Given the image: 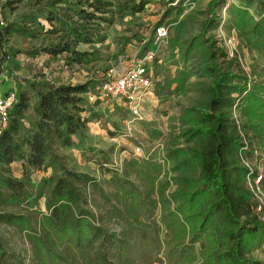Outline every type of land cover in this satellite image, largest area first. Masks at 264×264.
<instances>
[{
	"label": "trees",
	"instance_id": "1",
	"mask_svg": "<svg viewBox=\"0 0 264 264\" xmlns=\"http://www.w3.org/2000/svg\"><path fill=\"white\" fill-rule=\"evenodd\" d=\"M25 1L37 6L45 2L60 10L48 13L46 21L51 29L47 30L35 16L23 23L7 22L0 8V91L3 96L16 92L8 125L0 134V203L15 206L48 197V214L40 222L43 235L28 236L38 263L260 264L252 255L264 242V215L255 210L257 203L248 180L258 171L247 163L252 149L247 137L251 134L252 140L264 144V82L252 81L238 56L233 53L230 57L227 48L211 34L220 21L217 8L225 0L209 3L208 19L187 51L198 52L199 76L205 82L199 85L201 98L182 112L178 136L161 165L160 172L167 169L164 176L168 181L157 188V200L149 195L142 199L137 192L122 189L125 218L139 226L128 230L137 239L135 244L117 240L120 262L114 261L106 248L115 235L84 208L86 202L77 183L94 184L95 180L70 171L60 154V150L76 147V139L81 144L89 139V121L83 116L87 112L84 102L90 92L88 85L44 81L48 65L35 70L34 77L42 79V84L28 82L35 93L31 103L14 77L11 66H19L17 55L21 52L10 43L14 37L34 41L42 33L58 35L56 43L28 55L48 57L51 63L61 58L65 68L89 65L93 55L78 47L101 41L97 23H110V14L122 18L141 13L149 1L10 0L8 7ZM258 1L259 19L243 7L231 6L230 29L255 37L250 48L264 54V0ZM187 80L184 76L176 82L182 89ZM236 110H241L245 124L238 120ZM142 162L153 163L151 159ZM19 163L20 178L14 177L12 170ZM134 164L129 161L127 167ZM30 171L46 176L35 185ZM31 188H37L35 198ZM151 191L154 193L155 188ZM158 209L163 231L155 219ZM2 226L28 232L30 224L23 217L0 213ZM4 257L0 240V264Z\"/></svg>",
	"mask_w": 264,
	"mask_h": 264
},
{
	"label": "rangeland",
	"instance_id": "2",
	"mask_svg": "<svg viewBox=\"0 0 264 264\" xmlns=\"http://www.w3.org/2000/svg\"><path fill=\"white\" fill-rule=\"evenodd\" d=\"M148 1L141 13L127 14L122 18L110 14L108 16L110 23H97L101 26L99 32L101 41L78 47L79 51L93 55V62L89 65L65 68L61 58L51 63L48 57L39 55L35 58L28 55V52L56 43L58 35L42 33L34 41L14 37L10 43L15 51L21 52L17 55L19 66L17 68L11 66L14 77L18 79L23 91L29 95L31 103L35 99V93L28 82L42 84L43 80L34 77V74L45 66L49 65L45 70L44 81L53 85L71 84L70 82L74 81L87 84L94 91L109 70L123 69L132 60L145 57L146 52H156L157 60L153 64L155 93L152 98L146 100L141 120L132 122L129 112L120 102L90 104L86 99L84 107L87 112L83 116L89 121L88 130L95 129L98 132L96 141L100 147H93L90 139L84 141V144L76 139V147L72 150H60L65 165L70 171L79 176L88 175L95 180L94 184L79 181L77 185L86 202L84 208L93 212L101 227L115 235V239L110 241L106 248L110 257L116 262L121 261L117 240L127 245L135 244L137 239L132 238L128 230L139 226L125 218L126 206L121 198L122 189L135 191L142 199L148 195L153 200L158 199L157 188L168 181L164 176L167 169L162 167L163 171L160 172L162 164L158 161L164 160L168 155L179 133L178 120L182 112L201 98L199 85L205 82L199 76L198 52L187 54V51L191 42L200 35L202 25L208 19V5L213 0ZM9 2L10 0H0L2 15L7 22L23 23L29 17L35 16L47 30L51 29V25L46 21L48 13L60 10L59 6L53 7L45 2L37 6L30 1L11 8L8 7ZM258 2V0H225L224 5L217 8L220 21L218 28L211 31V34L220 46L227 48L230 57H233V53L238 56L239 63L252 81L264 82V54L250 48V44L256 38L239 35L230 29L231 6L243 7L259 19L261 8ZM227 4L229 8L224 11ZM159 26L169 27V38L155 46L154 34ZM149 47L151 49L147 50ZM33 65H36L35 69L32 68ZM184 76H188V80L181 89L176 80H181ZM240 112L241 110H236L235 115L242 124H245L246 121L240 117ZM247 140L252 141L251 157L247 163L264 175V144L252 140L251 134H248ZM136 148H141L144 156L152 154L153 163L142 162L143 155L136 156ZM129 161L134 162V166L127 167ZM20 165L19 163L13 166L14 177L20 178L22 175ZM150 165L155 168L154 171ZM30 176L33 183L38 185L46 174L30 171ZM262 185L264 186V182ZM153 187L154 193L151 191ZM30 193L35 198L37 188H31ZM47 199V196H43L35 203L25 202L15 206H4L0 203V213L23 217L30 224L28 232L11 226L0 228V240L5 250L3 264L17 262L39 264L28 236L43 235L40 231V222L43 215L48 214ZM155 219L163 231L159 209L155 213ZM98 246L97 244L96 247ZM252 257L260 264H264L262 246L253 253ZM126 264L131 263L127 261Z\"/></svg>",
	"mask_w": 264,
	"mask_h": 264
},
{
	"label": "built area",
	"instance_id": "3",
	"mask_svg": "<svg viewBox=\"0 0 264 264\" xmlns=\"http://www.w3.org/2000/svg\"><path fill=\"white\" fill-rule=\"evenodd\" d=\"M229 8V4L224 7V11ZM169 38V27L159 26L155 30L154 45L164 43ZM157 60L156 52H146L142 59L132 60L125 68L109 70L103 80L99 82L97 89L90 91L86 96L90 104H113L120 102L129 112L132 122L141 120L142 109L146 100L152 98L155 93L154 66ZM16 102V92H11L6 96L0 91V134L8 125L9 112ZM113 106V105H112ZM142 154L141 148L135 149V155ZM143 155V154H142ZM152 154L142 156L143 159L150 160ZM164 164L165 158L158 161ZM249 166V165H248ZM251 173L253 170L250 169ZM251 192L256 199V212L264 215V190L262 183L264 175L258 172L254 178H248ZM264 250V242L262 244Z\"/></svg>",
	"mask_w": 264,
	"mask_h": 264
},
{
	"label": "crops",
	"instance_id": "4",
	"mask_svg": "<svg viewBox=\"0 0 264 264\" xmlns=\"http://www.w3.org/2000/svg\"><path fill=\"white\" fill-rule=\"evenodd\" d=\"M70 83L73 84V85L79 84L78 82H74V81H71ZM89 91H92V88L91 87H89ZM97 133L98 132L95 129H89L88 132H87V135H88L89 139L91 140L90 142L92 143L93 147H100L99 144H98V142L96 141L97 136H98Z\"/></svg>",
	"mask_w": 264,
	"mask_h": 264
}]
</instances>
